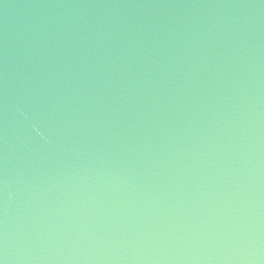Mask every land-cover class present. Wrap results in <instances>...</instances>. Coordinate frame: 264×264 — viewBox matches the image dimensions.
Here are the masks:
<instances>
[{
  "label": "water",
  "instance_id": "95a60500",
  "mask_svg": "<svg viewBox=\"0 0 264 264\" xmlns=\"http://www.w3.org/2000/svg\"><path fill=\"white\" fill-rule=\"evenodd\" d=\"M0 264H264V0L0 43Z\"/></svg>",
  "mask_w": 264,
  "mask_h": 264
}]
</instances>
